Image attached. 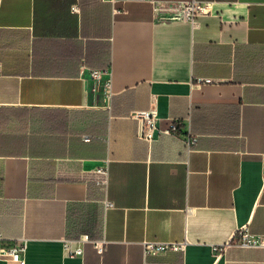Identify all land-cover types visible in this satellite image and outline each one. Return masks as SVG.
I'll return each mask as SVG.
<instances>
[{
    "label": "crops",
    "instance_id": "obj_1",
    "mask_svg": "<svg viewBox=\"0 0 264 264\" xmlns=\"http://www.w3.org/2000/svg\"><path fill=\"white\" fill-rule=\"evenodd\" d=\"M191 1L0 0V264H264V0Z\"/></svg>",
    "mask_w": 264,
    "mask_h": 264
},
{
    "label": "built area",
    "instance_id": "obj_2",
    "mask_svg": "<svg viewBox=\"0 0 264 264\" xmlns=\"http://www.w3.org/2000/svg\"><path fill=\"white\" fill-rule=\"evenodd\" d=\"M209 7V3L207 2H201L197 0H192L191 2L185 3L181 6L178 14V18L194 22V20L199 17L201 14H203L205 11H207ZM106 74V72H99V71H90V77L91 80L94 82L93 91H97L100 88V85L102 86L103 95L106 98H110L112 96L111 94V80H102V76ZM0 76H1V70H0ZM206 83H210V80H204ZM135 117L139 120H145L147 123V128L140 132V136L150 142L154 138V132L157 130V124L153 120L152 114L150 112H137L135 114ZM178 127L175 123L171 124L170 127L165 130L164 132L167 134H174L177 132ZM88 140V139H87ZM196 143V139L192 138L188 140L189 145H193ZM113 204L107 203L106 208H112ZM2 240V235L0 234V241ZM83 242H89L92 243L94 249L97 251L98 254H104L105 252V246H106V240L103 241H90L87 236L82 238ZM232 242V241H231ZM233 242L236 246L240 248H248V249H264V235H257L250 232L248 227H243L239 229L234 238ZM72 240H65L64 250L67 255L70 257H78L82 256L84 253V250L82 247L73 246ZM186 240L183 242H177V243H162V242H152V241H145L143 243V254L144 257L147 258L148 256H155L159 253H166V252H183L186 247ZM223 248H214L215 252H221ZM23 251L22 247H10L9 252L16 256L20 254Z\"/></svg>",
    "mask_w": 264,
    "mask_h": 264
}]
</instances>
